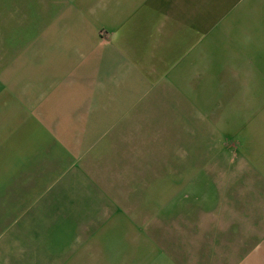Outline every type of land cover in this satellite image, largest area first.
I'll use <instances>...</instances> for the list:
<instances>
[{"label": "crops", "instance_id": "obj_1", "mask_svg": "<svg viewBox=\"0 0 264 264\" xmlns=\"http://www.w3.org/2000/svg\"><path fill=\"white\" fill-rule=\"evenodd\" d=\"M15 1L22 25L13 27L29 39L7 64L12 95L0 139V213L10 223L0 243L14 229L40 226L30 216L45 208L47 159L64 176L97 164L104 144L132 133L129 122L155 106L157 115L203 124L189 131L176 118L142 132L161 131L165 143L180 133L181 145L193 133L197 149L208 152L151 159L142 179L164 199L147 211L170 220L189 213L185 193L201 181V232L190 238L201 246V264H264V0ZM136 210H114L60 264H178L131 214Z\"/></svg>", "mask_w": 264, "mask_h": 264}, {"label": "rangeland", "instance_id": "obj_2", "mask_svg": "<svg viewBox=\"0 0 264 264\" xmlns=\"http://www.w3.org/2000/svg\"><path fill=\"white\" fill-rule=\"evenodd\" d=\"M17 1L20 2V0L15 2L17 3ZM12 4L13 0H0V139L3 137V140H5L7 132L4 123L8 118L6 112L11 106L8 95L9 93L12 95L11 87L10 90L7 88V64L16 54L13 51H20L22 44L29 39L22 35L23 32L20 28L17 30L13 27L22 25V20H17V17L15 19L12 12L15 5ZM18 54L20 55V53ZM160 103L164 105L160 109H164L165 113L166 110L169 111V106L167 107L165 102ZM157 107L159 108V106ZM154 108L155 106H151L140 115L141 122L136 120L129 122L132 133L128 134L124 131L118 133L113 139V147H109V143H105L103 146L105 149L100 151L104 155L96 160L97 164L78 165L76 167L78 171L80 170L79 172L64 176L60 170L61 165L58 166L57 162L53 164L47 159L45 162L47 194L45 208L43 212L34 214L36 218L30 216V224H40V226H26L27 231L14 229L9 241L4 240L0 243V264L37 263L34 261L23 262L18 254L40 256V258L45 259L44 264H60L68 257L74 247H77L85 237L96 229V226L112 215L114 210L121 208L138 209L135 212L132 211L131 214L143 225L145 231L156 237L161 246L169 251L178 264H201V246L197 247V240H190L193 235L196 236L197 232H201V226L199 228L201 213L197 212L198 208L199 211L201 210V181L190 182L191 189H194L189 191L191 194L185 193L190 197L187 200L192 205L190 212L174 214V219L170 220L155 216L156 213L151 214L147 211L150 209V204L155 201L160 202L164 198L160 196L162 192L157 197L153 196V192L148 187L151 181L142 179V176L146 168L148 173L152 169L149 166L151 159L162 162L166 158H197L202 151L207 153L208 150L197 149L201 147V142L197 143L194 140L192 136H196V134L193 133H189L190 141L186 136L185 144L181 145L177 139L179 138L177 136L181 135L180 133L172 134L170 138L173 141L170 140L171 143H165L159 138L163 134L161 131L147 134L140 130L146 127L143 125L156 126L164 123L166 125L170 124L168 120L176 118L183 119V124L189 125V131L192 130L193 125L197 126L201 123L193 122L194 118L190 116L184 118L168 116L169 118H166L157 115V113H152V111H156ZM149 136H154L155 141L150 142ZM49 141L47 137V144ZM210 149L212 150V148ZM5 153L6 149H0V158ZM124 157L133 161L137 159L134 161L135 164L127 166L126 162L121 164ZM161 166L163 165H157L156 168L160 169ZM176 166L181 168V165L175 163V169ZM190 167L192 172L195 166ZM171 183L181 186L186 182L174 181ZM164 187V185L159 184L157 190ZM165 190L171 192L169 188ZM175 196L172 198L176 202L185 201V198ZM142 204L146 205L142 206ZM176 206L179 205L175 204ZM104 207L111 212L101 211ZM16 215L14 212L13 216ZM2 216L5 217V214L0 213V225H3L0 232L5 233L8 229L5 224H9L10 219L2 220ZM3 237L5 238V235ZM191 241L196 249L192 247Z\"/></svg>", "mask_w": 264, "mask_h": 264}]
</instances>
